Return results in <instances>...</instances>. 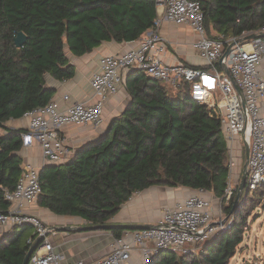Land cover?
I'll use <instances>...</instances> for the list:
<instances>
[{
	"label": "trees",
	"instance_id": "obj_1",
	"mask_svg": "<svg viewBox=\"0 0 264 264\" xmlns=\"http://www.w3.org/2000/svg\"><path fill=\"white\" fill-rule=\"evenodd\" d=\"M208 35L239 37L264 27V0H199ZM155 0H0V211L4 189L22 171L20 134L5 126L46 104L55 90L47 77L75 74L67 52L80 56L103 42H131L153 27ZM26 35L16 47L18 32ZM124 86L129 101L101 135L67 162L44 164L37 203L56 215L76 216L84 227L110 224L136 191L151 186L204 189L221 198L229 174L228 147L219 122L192 100L188 85L172 91L143 71L131 69ZM264 186V184H262ZM237 187L223 208L231 225L212 235L196 254L161 251L147 264H229L243 241L246 217ZM14 226L0 236V264H23L36 234ZM90 230V229H89ZM122 235L123 228L97 229Z\"/></svg>",
	"mask_w": 264,
	"mask_h": 264
},
{
	"label": "built area",
	"instance_id": "obj_2",
	"mask_svg": "<svg viewBox=\"0 0 264 264\" xmlns=\"http://www.w3.org/2000/svg\"><path fill=\"white\" fill-rule=\"evenodd\" d=\"M155 5L160 17L141 34L135 46L99 58L98 68L89 78L93 90L90 99L69 102L68 93H63L59 99L51 98L23 114L28 126L20 134L22 147H38L44 164L62 162L71 153L62 129L67 125L100 127L104 122L105 100L117 93L123 82L122 73L138 69L172 91L187 84L190 98L202 104L208 116L219 122L230 155L229 179L236 163L231 154L233 145L237 140L247 142L246 185L248 192L255 191L264 184V37L240 41L249 33L239 37L208 35L199 0H155ZM161 19L190 26L196 34L193 47L205 61V68L164 61L167 40L158 29ZM263 31L264 27L259 30ZM43 165L22 164L14 189H4L8 209L0 211V234L14 226L30 225L36 237L42 236L29 257L31 264H147L161 251L196 254L212 235L227 229L232 222L212 220L211 199L200 188L165 207L156 226L115 237L107 255L88 262L66 261L54 250L53 238L49 236L54 229L24 210L36 202L41 192L39 173ZM236 187L227 182L221 200L229 202ZM33 240L28 239V243Z\"/></svg>",
	"mask_w": 264,
	"mask_h": 264
},
{
	"label": "crops",
	"instance_id": "obj_3",
	"mask_svg": "<svg viewBox=\"0 0 264 264\" xmlns=\"http://www.w3.org/2000/svg\"><path fill=\"white\" fill-rule=\"evenodd\" d=\"M157 16L160 17L158 12ZM158 29L167 40L166 50L163 55L166 63L182 62L192 67L205 68V61L197 54L193 47L196 34L188 24H177L161 19ZM210 34L216 36L217 33L211 31ZM136 43L137 40L120 43L113 41L103 42L90 52L80 56L67 52L70 63L74 66L75 74L72 78L62 81L47 77L48 86L55 90L52 98L59 99L63 93H68L69 102L87 101L93 95L89 78L91 73L98 68L99 58L107 53H121L127 48L135 46ZM262 69L264 70V64L262 65ZM127 73L128 71L122 73L123 82L119 85L117 93L106 98L103 118L107 119L111 117V120L115 115L121 113L128 103L129 95L124 86V79ZM108 122L103 128L100 126L96 129L90 125H67L64 127L61 134L66 137L71 153L58 164L67 162L79 148L95 141L105 130ZM5 126L12 129L26 128L28 126V119L26 117L11 118L5 123ZM20 155L22 156L23 164L31 163L36 166L44 164L38 147H22ZM45 164L55 165L56 163ZM196 192L197 189L183 186H151L143 191H139L137 194H133L121 206L118 213L112 217L111 223L156 225L165 207L171 206L176 201L193 195ZM209 194L210 192L206 191L204 196L210 198ZM24 210L37 215L50 227H71L69 230H59L58 236L53 238L54 250L61 254L66 261L73 263L78 261L88 262L107 255L111 250V245L115 239L114 235L104 230H76L77 227H84L83 224H85V221L79 217L56 215L38 205L37 201L25 207ZM124 232L126 231H123L122 234Z\"/></svg>",
	"mask_w": 264,
	"mask_h": 264
},
{
	"label": "rangeland",
	"instance_id": "obj_4",
	"mask_svg": "<svg viewBox=\"0 0 264 264\" xmlns=\"http://www.w3.org/2000/svg\"><path fill=\"white\" fill-rule=\"evenodd\" d=\"M110 118L111 117H108L106 119L104 117V122L101 125V128L107 124ZM231 154L236 163L231 172L232 176L230 179H227V182L236 187L239 183L243 166L245 164L244 142L237 140L233 145V152ZM229 157L230 155L228 154V158ZM209 195L213 209L212 220L227 219L230 221V217L226 218L223 212V208L228 205V202L213 196L212 193ZM233 195H231L230 200ZM244 196V192H242L237 199L236 205L238 207L243 202ZM241 214H244L246 217V227L243 228V241L237 247V251L230 259L229 264H264V186L261 185L255 191L248 193L247 200L242 206ZM25 232L32 235L35 233V229L34 227H28L25 229ZM49 234L51 238H54L55 236H58L59 232L52 230Z\"/></svg>",
	"mask_w": 264,
	"mask_h": 264
},
{
	"label": "water",
	"instance_id": "obj_5",
	"mask_svg": "<svg viewBox=\"0 0 264 264\" xmlns=\"http://www.w3.org/2000/svg\"><path fill=\"white\" fill-rule=\"evenodd\" d=\"M259 37H264V32H252L247 35H245L240 41L244 40H250L255 39ZM26 40V35L23 32H18L14 37V44L16 47H20L24 44ZM228 51V49H227ZM244 149H245V164L243 166L242 175L240 176V180L237 187V193L235 196V203L237 202V199L240 197L241 193L244 192V194L247 192V185H246V179H247V159L249 155V145L247 142H244ZM156 225L152 224H137V223H121V224H104V225H94L89 227H77L76 230H97V229H111V228H123L125 231H131V230H139V229H145V228H151ZM56 231L59 230H69L71 229L70 226H62V227H51ZM42 239V236L39 235L34 238L33 242L31 243L29 249L27 250V253L24 257L23 264H28V260L32 252L38 247L40 241Z\"/></svg>",
	"mask_w": 264,
	"mask_h": 264
}]
</instances>
